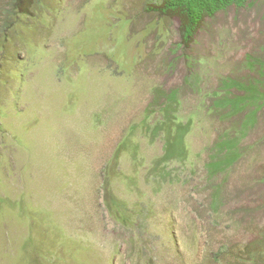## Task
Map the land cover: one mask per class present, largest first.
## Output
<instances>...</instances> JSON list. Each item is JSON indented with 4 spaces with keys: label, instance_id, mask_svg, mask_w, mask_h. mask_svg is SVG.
Wrapping results in <instances>:
<instances>
[{
    "label": "rangeland",
    "instance_id": "1",
    "mask_svg": "<svg viewBox=\"0 0 264 264\" xmlns=\"http://www.w3.org/2000/svg\"><path fill=\"white\" fill-rule=\"evenodd\" d=\"M151 1L0 0V264H264V0Z\"/></svg>",
    "mask_w": 264,
    "mask_h": 264
},
{
    "label": "trees",
    "instance_id": "2",
    "mask_svg": "<svg viewBox=\"0 0 264 264\" xmlns=\"http://www.w3.org/2000/svg\"><path fill=\"white\" fill-rule=\"evenodd\" d=\"M251 0H154L148 3L147 10L174 20L180 33L181 43L188 47L205 17L228 8L239 9ZM12 8L24 11L30 0H12ZM27 4V5H26Z\"/></svg>",
    "mask_w": 264,
    "mask_h": 264
}]
</instances>
